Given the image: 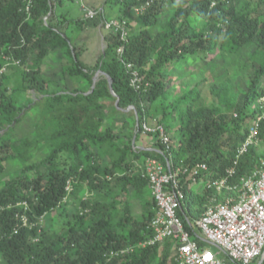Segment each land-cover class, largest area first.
<instances>
[{
	"label": "trees",
	"instance_id": "obj_1",
	"mask_svg": "<svg viewBox=\"0 0 264 264\" xmlns=\"http://www.w3.org/2000/svg\"><path fill=\"white\" fill-rule=\"evenodd\" d=\"M64 1L34 0L29 15L24 0H0V69L6 67L0 72V174L10 161L22 164L16 176L0 185V264H178L172 240L120 256L109 253L152 235L157 206L141 174L147 157L165 163L170 159L173 165L207 162L208 178L221 177L234 165L250 124L264 113L258 102L264 95V0H178L164 22L166 0H154L136 14V29L132 9L148 0H104L109 8L119 6L116 18L128 20L125 57L151 82L142 94L130 85L131 75L118 57L120 33L105 34L107 44L95 63L81 59L84 50L64 22L70 21L69 28L74 22L80 30L101 20L85 18L84 12L66 18L68 13L59 10ZM59 48L67 61L62 68L67 82L52 85L41 65ZM189 57L193 66L200 63L211 72L210 93L216 100L209 104L202 99L200 85L209 81L203 73L170 100L173 70L187 66ZM99 70L103 73L93 87ZM108 75L123 109L114 103L113 112L134 107L140 124L145 115L156 119L171 136L170 150L159 140L158 150L139 149L141 127L133 130L124 122L117 130L108 123L112 112L106 107L116 100ZM30 91L42 99L34 102L27 96ZM37 105L42 119L29 129L19 128L25 111ZM256 147L239 158L233 182L240 183L260 166L264 153ZM69 180L75 211L62 225L44 223L45 214L64 204ZM83 188L87 196L79 195ZM185 192L178 213L201 240L188 218L202 216L214 191L202 194L186 185ZM195 194L198 208L193 206ZM225 194H217L219 200Z\"/></svg>",
	"mask_w": 264,
	"mask_h": 264
},
{
	"label": "built area",
	"instance_id": "obj_2",
	"mask_svg": "<svg viewBox=\"0 0 264 264\" xmlns=\"http://www.w3.org/2000/svg\"><path fill=\"white\" fill-rule=\"evenodd\" d=\"M154 0H148L141 6L134 7V12L140 14L150 7ZM34 0H24V10L30 15ZM85 18L93 19L99 16L100 11L83 6ZM102 24L108 30L120 33L123 41L117 48V54L125 65L126 71L131 75L130 85L140 94L151 87L141 73V68L125 57L126 43L129 41V23L127 19L107 18L103 15ZM14 63L21 65V60L13 59ZM6 67L0 69V72ZM264 108V95L258 101ZM143 103V102H142ZM264 113L257 116L250 124L246 140L238 147L234 165L226 170L225 175L218 178H208L210 167L207 162H198L195 165H173L170 159L163 162L149 156L141 167V174L147 180L154 197L157 213L151 219L152 235L137 245H128L120 250H112L109 255L120 256L133 252L137 247H147L172 240L174 242L175 259L178 264H251L263 259L264 264V159L260 166L249 176L241 178L235 183L232 178L236 173L239 158L247 153L252 146L260 142V127ZM142 132L156 135L168 151L171 148V136L165 125L156 119L148 122L146 115L142 124ZM206 178L204 186L199 189V178ZM193 184V185H192ZM186 185L195 187L202 194L205 191H214L209 195L205 210L200 218H188L191 226L198 231L201 244L191 229L187 228L185 221L179 215L178 209L182 207L185 198ZM65 203L73 189L71 180L68 181ZM226 193L222 200L217 194ZM61 202V203H62ZM22 205L28 208L26 201ZM24 224L27 217L23 215ZM257 263V264H258Z\"/></svg>",
	"mask_w": 264,
	"mask_h": 264
},
{
	"label": "rangeland",
	"instance_id": "obj_3",
	"mask_svg": "<svg viewBox=\"0 0 264 264\" xmlns=\"http://www.w3.org/2000/svg\"><path fill=\"white\" fill-rule=\"evenodd\" d=\"M177 1L178 0H166L165 2L166 11L162 15V22H164L172 14V11H173L172 9ZM82 2H84L88 6H97V7H101L104 4L103 0H75V1L65 0L64 4H62V7L59 8V10L69 12L68 16L72 15L74 16V18H77L80 16V6ZM104 7H105V11L108 16L117 15L119 12V8H118L119 6L111 8L110 11H109L108 5L104 4ZM261 12H264V6L262 7ZM195 20L198 21L197 18H195ZM77 33L78 34L76 37L77 39L76 43L79 45L80 48H83L84 50L81 52V59L90 64L95 63L99 54L104 51V47L107 44L106 40L103 39L107 31L106 30L100 31L97 27L88 26L80 30L77 29ZM34 57H36V55L31 57L29 66L35 63ZM62 60L65 61V59H63V53L61 49L59 48V49L52 51L45 58L44 65L49 67V64H50L53 66V69L55 70V73H53V76H52L53 82L57 81L58 83L65 85V83L67 82V79L65 78L64 72L62 69L63 68L61 64ZM187 61L189 62L187 66L180 64L177 67H175L173 70L174 80L170 87V100H174L176 96L182 93V91H184L185 89H188L194 83L196 79L198 80L199 78H202V73L204 76L209 77V81H206L205 83L200 85L202 99L204 103L209 104L210 102L216 100L214 96L210 93V86H211V81H212L211 72L206 70L200 63H198L196 66H193V61H194L193 57H189ZM52 71L53 70H51V72ZM199 72H201V74ZM76 84L77 83H75L74 85L76 86ZM79 84L80 83H78V85ZM74 85H72L71 87L72 88L75 87ZM28 95L34 99V102H39L42 99L40 96H38L33 91H30V93L27 94V96ZM25 101H26V97L22 98V100L19 103L22 104ZM114 103H116V100L110 101L109 106L106 107V111L108 114L112 112L111 116L109 117L108 123L111 124L112 126H115V128L118 130L124 122H128L130 123V127L133 130H136L138 127L137 126L138 116L136 114V109L132 107L129 109H125L123 112H120V111L113 112L114 110L112 108V105H114ZM39 108H40V105L33 106L27 109L25 111V113H27L26 118L25 117L23 118V122H21V124L19 125V128H21L22 130L24 128L29 129L30 126L34 122L40 121L42 118L41 117L39 118V111H38ZM148 122L149 123L152 122V119L150 117H148ZM159 141H158V144H159ZM256 146H257L256 151L258 153H261V154L264 153V140H261L259 144ZM38 159L39 157H37V160ZM21 167H22L21 162L10 161L6 170L2 174H0V185L4 184L8 178L16 176L20 172ZM205 181H206L205 177L201 176L199 178V181H198L199 189H202ZM194 190H195V187H194ZM79 195L87 196L88 195L87 188L81 189L79 191ZM194 199L195 201L193 203V206L195 208H198L199 204L197 202L196 194H195ZM76 205H77L76 198L71 195L69 197L68 202H65L64 204L61 205V207L59 206L54 211H51L43 216L44 223H48V224L51 222H56L57 224L63 223L64 220L66 219V216L69 214H72L75 211ZM258 261L259 259L255 260L251 264H257Z\"/></svg>",
	"mask_w": 264,
	"mask_h": 264
},
{
	"label": "crops",
	"instance_id": "obj_4",
	"mask_svg": "<svg viewBox=\"0 0 264 264\" xmlns=\"http://www.w3.org/2000/svg\"><path fill=\"white\" fill-rule=\"evenodd\" d=\"M103 2H104V0H103ZM105 4V3H104ZM104 4L101 6V7H98L99 9H95V10H98V11H100V14H99V16H97L96 18H98L99 17V19L101 20L100 21V24H98V25H96V26H94V25H92L93 27H97L100 31H102V30H106L107 32H108V30L103 26V24H102V17H103V15L105 16V17H107V18H116V15H113V16H108L107 15V13H106V11H105V7H104ZM84 5H86V6H88L87 4H85L84 2H82V4H81V6H80V16H83V12H84V10H83V6ZM106 5V4H105ZM62 7V5L60 6V8ZM88 7H90V8H93L94 9V6H88ZM111 10V8H109V11ZM133 10V18L131 19L132 20V25L134 26V28L136 29V28H138V26L140 25V18H139V16L138 15H136V13L134 12V8L132 9ZM63 11V10H62ZM67 13H69V12H67ZM135 13V14H134ZM70 17H72V18H74V16H72V15H69V16H67L66 18H70ZM116 19H119V18H116ZM69 23H70V21H69ZM69 23H65L64 22V25L67 27V29H68V32H69V35L75 40V41H77V39H76V37H77V34L79 33H77V29L78 28H76V24L74 23V22H72L71 23V26H70V28H69ZM78 27V26H77ZM107 34V33H106ZM103 39L105 40V35H104V37H103ZM101 54V53H100ZM99 54V55H100ZM34 59H35V57H34ZM63 59H65V57L63 56ZM44 62H45V59H44V61L42 62V65H41V70H42V73H43V76L46 78V79H50V80H52V76H53V73H55V70L53 69V66L52 65H50L49 64V67L48 66H46V65H44ZM67 63V61H66V59H65V61H63L62 60V62H61V64H62V66L64 65V64H66ZM53 70L52 72H51V70ZM100 76V75H99ZM99 76H98V78H99ZM53 82V81H52ZM51 82V84L53 85V84H58V82L57 81H55V82H53L52 83ZM83 87H84V85H83ZM158 138L156 137V135H152V134H145V133H143L142 132V134L139 136V139H138V141H137V148H139V149H146V150H158L159 149V144H158ZM144 164V162H142L141 163V166Z\"/></svg>",
	"mask_w": 264,
	"mask_h": 264
},
{
	"label": "water",
	"instance_id": "obj_5",
	"mask_svg": "<svg viewBox=\"0 0 264 264\" xmlns=\"http://www.w3.org/2000/svg\"><path fill=\"white\" fill-rule=\"evenodd\" d=\"M101 73H103V71L102 70H99L97 73H96V75H95V78H94V84H93V87L95 86V84H96V82H97V80H98V76L101 74ZM108 78H109V81H110V87H111V91H112V93L116 96V106L119 108V109H122L121 107H120V98L117 96V94L114 92V90H113V85H112V79H111V77L108 75ZM130 108H132V107H130ZM129 109V108H128ZM123 110V109H122ZM136 114H137V116H138V113H137V110H136ZM139 118L137 117V126H139ZM263 263V259L258 263V264H262Z\"/></svg>",
	"mask_w": 264,
	"mask_h": 264
}]
</instances>
